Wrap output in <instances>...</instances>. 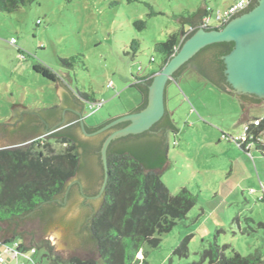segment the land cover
Returning <instances> with one entry per match:
<instances>
[{"label":"rangeland","instance_id":"1","mask_svg":"<svg viewBox=\"0 0 264 264\" xmlns=\"http://www.w3.org/2000/svg\"><path fill=\"white\" fill-rule=\"evenodd\" d=\"M229 2L204 0L214 11H224ZM199 7L200 0H38L12 13H0V124L11 116L7 105L43 110L59 105L54 94L57 83L82 103L87 127L132 111L141 101L131 86L133 76L159 69L164 55L155 51L154 44L180 28L177 18ZM139 19L145 21L141 30L133 25ZM210 23H214L213 16ZM132 39L140 42L134 55ZM77 54L81 55L72 66L60 61ZM36 63L46 65L59 80L53 82L34 72ZM165 104L176 131L167 134L161 179L172 194L184 187L196 202L186 218L159 236L157 247H142L138 264L197 263L203 249L215 243L226 246L227 255H264V228L258 226V222L264 224V202L258 199L264 170H256L249 154L252 171L245 173L240 163L245 150L224 137L240 134L247 120L262 117L264 100L246 102L243 111L237 97L221 91L187 65L180 78L166 86ZM45 140L53 154L64 148L52 138ZM259 158L260 162L255 161L264 164V156L259 154ZM15 171L22 169L16 167ZM1 226V235L10 237L17 223ZM14 236L16 243L22 241L29 250L13 256L14 243L0 245L6 264H25L33 248L39 264L51 263L43 258L44 251L61 260L70 258L49 240L33 245V235ZM185 237H189L188 254L178 257L173 250Z\"/></svg>","mask_w":264,"mask_h":264},{"label":"trees","instance_id":"2","mask_svg":"<svg viewBox=\"0 0 264 264\" xmlns=\"http://www.w3.org/2000/svg\"><path fill=\"white\" fill-rule=\"evenodd\" d=\"M37 1L0 0V13H12L20 7ZM256 2L257 0L251 2L244 11L237 15L249 11L256 5ZM213 13V9L205 6L192 13L187 11L186 15L180 16V28L170 34L165 41L154 44L155 51L164 55L159 69L180 48L184 40L201 27L203 18L212 17ZM153 14L151 13V15ZM225 23L227 22H220L218 27L221 28ZM133 25L136 29L141 30L145 27V21L139 19ZM139 46V40H131L130 48L133 55ZM232 48L233 42L210 44L182 65L173 77L175 78L178 73L181 74L187 65L196 64L197 67L191 69L221 91L237 97L244 111L247 107L245 106L246 102H261L262 99L253 95L235 94L226 82L222 56L230 52ZM80 55L60 59V61L66 66H72ZM32 68L34 72L48 80L53 82L59 80L57 75L44 64L36 63ZM152 74L133 76L131 86L139 92L141 101L132 111H139L146 106ZM67 91L61 106L53 105L47 113L27 117L25 122L27 130L19 132V135L15 130L10 132L11 136L17 133L19 140L0 147V245L8 246L14 243L19 253L26 252L29 248L22 241L16 243L17 237L14 236L16 233L14 229H12V236L3 237L1 235L2 223L19 221L37 206L39 207L34 210V214L43 221H48L50 219H45L44 213L48 211L47 215L51 216L63 206L59 201H63L67 184L72 178L76 175L80 177V181L86 184L85 190L88 191H93L98 180L102 178L100 153L89 154L82 151L88 141L79 137V116L77 113L70 112L68 108H74L81 112L82 103L79 99L74 98L69 90ZM78 96L93 101L84 93H78ZM62 119L63 123L57 129L52 130V127ZM112 119L109 118L95 127L86 126V130L92 132ZM162 122L166 126H173L170 115H164L162 120L154 125ZM246 122L249 123L254 134L252 147L264 156V144L256 139L264 133V115ZM146 135L147 131L127 135L110 143L107 150L108 178L99 201V207L89 213L86 212L84 219L80 214L84 221L82 219L78 222L75 221L74 233L82 222H87L86 234L89 242L91 241L94 246L98 259H82L73 256L67 260H61L59 257H51L44 251L43 258H49L51 260L49 264H100L99 261L103 264H138L137 254L144 245L152 248L157 247L161 241L159 236L170 231L178 220L186 218L196 200L194 195L184 187L172 194L162 181L158 169L166 161L165 142L159 141L162 144L161 153L152 166L145 164L142 158L136 152L131 151L129 147L131 139ZM46 137L54 139L59 144H64V148L55 154L51 153L53 150L51 144L45 140ZM104 138L94 139L98 150ZM85 156L96 158L99 170L97 176L93 175L91 171L87 173L85 179L79 175L80 162ZM16 167H20L22 171L16 173ZM67 199L73 201L77 199V196L69 192ZM258 199L264 202V197H258ZM82 205L85 208L86 205L83 203ZM60 218H62L61 215ZM258 226L264 228V224L261 222H258ZM188 240L189 237H185L173 250V254L178 257H186ZM226 248V246L216 243L212 244L203 249L199 262L191 264H264V255L262 254L243 256L235 252L232 255H227ZM33 250L30 259L25 264L40 263L36 259L38 252L34 248ZM48 251L50 252V248Z\"/></svg>","mask_w":264,"mask_h":264},{"label":"water","instance_id":"3","mask_svg":"<svg viewBox=\"0 0 264 264\" xmlns=\"http://www.w3.org/2000/svg\"><path fill=\"white\" fill-rule=\"evenodd\" d=\"M203 7H205L204 0H200L199 8ZM240 12L235 13L221 28L205 29L200 27L184 40L180 48L163 67L152 74V81L148 87L147 104L141 110L113 118L92 132L86 130L82 113L80 111L76 112L79 116L80 130L84 135H98L112 126L128 122L125 126L111 132L104 138L99 150L103 167V179L99 193L90 198L99 197L105 188L108 178L107 150L110 143L115 139L127 135H135L147 131L164 116L166 112V86L173 80L174 73L202 48L213 43L233 42V48L230 52L222 56L226 82L235 94L253 95L264 100V0H257L253 8L237 15ZM176 20L180 22V19L177 18ZM67 92V89L62 84H56L54 94L59 100L58 106L62 105ZM7 106L10 108L11 116L0 124V146L19 140L17 135L26 129L25 126L27 125L25 122L27 117L30 115L38 116L50 110L26 109L17 103ZM19 116H24V120H18ZM62 123L63 119L55 124L52 130L57 129ZM12 130L17 131L18 134L16 133L17 135L13 134L11 136L10 132ZM169 131L176 130L173 128ZM88 141L92 143L94 139H89ZM161 145L156 137L148 135L129 141L131 151L136 152L148 166H152L157 161L161 153ZM165 145L167 147V136ZM80 164L79 175L81 177L85 179L87 173L90 171L93 175L97 176L99 170L95 157L85 156L81 159ZM165 164L166 161L158 170L161 171ZM79 178L76 175L73 179L80 180ZM82 201L83 199L81 200V198L73 201L68 200L51 216H48V211H46L44 218L50 219L48 221H43L39 216L34 214V210L39 207L37 206L23 219L19 221L15 220L17 223L15 232L18 235L24 232L33 235V245H36L40 240H49L57 251L63 252L68 257L77 255L84 259L97 258L94 246L91 241L89 242L88 235L86 234L87 222H82L78 226V230H75V233L73 229L75 221L78 222L82 219L80 214L83 215L84 219V214L96 210L100 202L99 200H87L85 209L83 208ZM60 215L62 218H60Z\"/></svg>","mask_w":264,"mask_h":264},{"label":"flooded vegetation","instance_id":"4","mask_svg":"<svg viewBox=\"0 0 264 264\" xmlns=\"http://www.w3.org/2000/svg\"><path fill=\"white\" fill-rule=\"evenodd\" d=\"M196 67H197L196 64H192V66H191V68H196ZM181 74L178 73L175 78L173 77L174 79L172 81L176 80L177 78H180V75ZM68 108L70 109V112H72V113H76L77 111H79V110L74 109V108H70V107H68ZM132 112H136V111H132ZM127 113H129V112H127ZM164 115H166V116L170 115L169 112H168V110H166V112H165ZM18 120H20V121L24 120V116H19L18 117ZM160 120H162V118ZM163 122L162 123H159L158 125H153L149 130H147V135L148 136H154V137H156L157 140L160 141L161 143L166 142V136H168L167 135L168 134V131L173 129V126L172 127L171 126L170 127L169 126H166ZM127 123L128 122H125L123 125H120V126H117L118 125L117 124L115 126H112V127L108 128L107 130L101 132L100 134L94 135V136H92V135H84L81 132V130L78 132V135H79V137L82 136L81 139H83V137H85L84 140H86V141H88L89 139H92L93 140L95 138H98V136L100 138L101 137H106L111 132H113V131H115V130H117V129L123 127V126H125ZM99 150H100V148H99ZM99 150H98L97 145H96V143L94 141L92 143H90V141H88L85 149L84 150L82 149L83 152L86 151V153H89V154H93V153H96L97 154L99 152ZM100 168H101L100 173L102 174V178H101V180H98V184L95 186V189L93 191L85 190L86 184L84 182H82V181H80L78 179H73L72 178L68 182V184H67V189H66V192L67 193L66 192L64 193L63 201H59L60 204L63 205L64 203L67 202V200H68L67 198H68L69 192L74 193V195H76L77 198H79V199L81 198V200L83 199L82 203L84 205L87 204V200H99L100 201V199L102 197V194L99 197H97V198H90L92 196L97 195L99 193V191H100V187H101V183H102V179H103V167H102L101 160H100Z\"/></svg>","mask_w":264,"mask_h":264},{"label":"built area","instance_id":"5","mask_svg":"<svg viewBox=\"0 0 264 264\" xmlns=\"http://www.w3.org/2000/svg\"><path fill=\"white\" fill-rule=\"evenodd\" d=\"M229 1L230 2L224 11H220V10L214 11L212 15L214 19L213 24L210 23V17L206 16L203 18V23L201 27L205 29L207 27L216 28L218 27V24L220 22L223 23L228 22L235 13L244 10L246 7L249 6V4L253 0H229ZM224 137L236 143L239 147H241L249 154V150L252 148V139L254 138V134L250 129L249 123L243 124L242 132L240 134L234 135L233 137L232 136L227 137L226 135H224ZM256 139L257 141H261L264 144V140L262 136H259ZM262 197H264V191H262V194L259 196V198ZM10 251L13 254V256H16L19 253L18 250L16 249V244L14 246V249H11ZM0 264H6L3 256L1 255H0Z\"/></svg>","mask_w":264,"mask_h":264},{"label":"crops","instance_id":"6","mask_svg":"<svg viewBox=\"0 0 264 264\" xmlns=\"http://www.w3.org/2000/svg\"><path fill=\"white\" fill-rule=\"evenodd\" d=\"M241 152H243V151H241ZM249 154L252 156V158H253V161H254V166H255V168H256V170L258 171L259 169H261V170H264V164H262V163H257V161H255V160H257L258 159V161H259V152L258 151H256L254 148H251L250 150H249ZM249 154L248 153H246V152H243V155L245 156V158H242L243 160H240V163H241V168H242V170L245 172V173H247V172H250V171H252L251 170V165H250V163H249V161H248V156H249ZM260 162V161H259ZM248 174V173H247ZM259 183H260V189H261V193H262V191H264V183L260 180L259 181Z\"/></svg>","mask_w":264,"mask_h":264},{"label":"clouds","instance_id":"7","mask_svg":"<svg viewBox=\"0 0 264 264\" xmlns=\"http://www.w3.org/2000/svg\"><path fill=\"white\" fill-rule=\"evenodd\" d=\"M247 123V122H246ZM263 136V135H262Z\"/></svg>","mask_w":264,"mask_h":264}]
</instances>
